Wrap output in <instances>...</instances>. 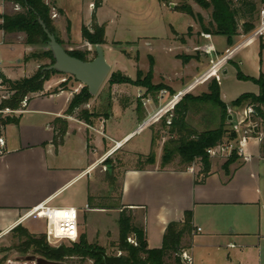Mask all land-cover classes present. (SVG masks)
Returning <instances> with one entry per match:
<instances>
[{
  "label": "crops",
  "instance_id": "1",
  "mask_svg": "<svg viewBox=\"0 0 264 264\" xmlns=\"http://www.w3.org/2000/svg\"><path fill=\"white\" fill-rule=\"evenodd\" d=\"M48 2L57 14L54 19L57 29L62 33L60 41L66 43H62V47L70 43V48L64 49L78 51L80 47L73 46L83 41L82 26L90 27L94 2L87 4L91 13L85 20H80L77 27L79 34L77 39L73 35L69 18L70 10L66 1L48 0ZM78 2L80 0H77ZM7 3L12 4L10 0H0V16L4 14ZM103 7V0H101V6L95 11V16L98 25L105 26L106 21L100 16ZM209 36V39H199L196 43L193 40L187 41V39L181 42L184 46L192 45L200 48L197 51L193 50V52L201 51L199 53L201 60L196 61V65L206 63L209 55L205 47L212 46L211 41L219 37ZM254 38H248L240 45L233 39V46L228 47L227 53L219 54L217 51L213 53L214 63L226 57L223 62L232 63V58L237 51ZM83 44L81 47L86 48L87 51L93 47L84 41ZM186 56H191L193 59L187 64H183L180 60L183 66L195 62L194 54ZM209 65L206 70L214 67L215 64ZM221 66L222 63L217 66L216 75ZM223 73L226 74L227 70ZM261 73H263L262 70ZM221 80L220 76L219 82ZM181 82L184 84L185 80ZM164 86L168 91L175 92L167 85ZM71 99V92L66 90H58L48 96L31 98L28 100L25 112L16 117L18 123L4 127L3 136L6 147L5 153L0 157L1 235L9 234L8 231L14 226H21L32 235L45 234L47 224L44 219L35 217L23 219L27 212L41 205L54 209H75L79 237L83 236L87 243H90L84 230V220L80 221L78 214L82 215L86 209L90 210L92 202L97 201L91 192V187L94 185L91 183L93 181L91 170L100 156L109 157L114 154L126 140L139 131V126L136 132L120 138L114 131H110L107 136V117H100L99 123L88 125L78 121L74 116L65 115ZM154 107L151 104L143 109L141 107L132 112L127 120L143 123L146 113L153 111ZM91 113L103 115L96 110ZM239 115H231V122L239 121ZM58 120L66 122V132L62 142L54 141L56 129L59 127L55 122ZM7 128H12L10 137L6 136ZM230 128L234 127L230 126ZM92 132L101 136L103 141L94 142ZM107 142L114 144V147L110 149ZM118 143L121 146L117 148L115 144ZM101 150H103L102 153H100ZM250 153L252 156L249 160L237 159L227 168L223 167L224 163H216L210 158V172L202 181L199 179L198 163L191 166L193 172L189 171L190 167L180 170L162 168L161 154L157 163L154 161L149 168L124 171L119 192L118 211L121 207L130 211L133 224L144 230L149 249H159L166 227L170 223H182L185 214L190 213L192 234L182 241L183 249L190 255L193 249L215 250L223 252V264H264V152L261 148L257 149L252 145ZM96 154L98 156L95 158ZM82 181L85 185L80 187L78 192L61 200L62 192L70 190ZM96 207L95 209L106 212V208ZM40 213L42 217L49 216L50 229L57 236L67 235L74 238L73 225L72 227L66 226L68 224L67 213L57 211L54 215L44 209L40 210ZM195 238L197 240L194 244ZM191 257L192 264H194L193 256Z\"/></svg>",
  "mask_w": 264,
  "mask_h": 264
},
{
  "label": "rangeland",
  "instance_id": "2",
  "mask_svg": "<svg viewBox=\"0 0 264 264\" xmlns=\"http://www.w3.org/2000/svg\"><path fill=\"white\" fill-rule=\"evenodd\" d=\"M43 1L45 4H49L48 6L52 7L48 0ZM65 1L70 10L69 18L73 35L74 38L77 39L79 38L77 27L80 20H85L91 13L88 10L87 4L95 0H80L78 3L77 0ZM231 1L234 5L238 2V0ZM254 1L256 3L254 30L247 35L239 31L240 35L234 38V41L239 45L244 43L248 38H254L258 29L260 23V10L264 7V0ZM182 3L189 4L194 14L202 19L203 24L207 27L209 26L212 20L211 10H203L190 0H103L104 7L100 16L106 21V25L104 26V30L106 31V43L101 48L105 60L110 67V72L99 92L87 105L82 106L80 109H86L89 112L96 110L99 113H103V115H98V117L93 119L92 124L99 123L100 117H107V136H109L110 131H114V133L118 135V138L131 132H136V128L140 126L142 122H131L127 120L128 116L135 110H139L141 107L143 109L150 104L151 106H155L154 110L158 108L163 104V102H159L158 99L161 90L166 89L169 93L166 99L176 95L178 93L176 91L182 88H184L181 90L182 92L186 91L183 97L187 94L193 97H199L207 93L208 86L212 80L218 83L219 98L227 107V115L237 116V114H240L239 118L243 119V114L248 102H244L243 105L238 108L232 107V103L243 94L258 92V87L251 81L239 80L237 78V69L235 66L239 68V71L244 76L254 79L259 76L261 70L264 73V53L260 55L258 49L259 41H264V31L256 35L253 41L243 45L232 58V63L222 62V66L219 72L217 71V75L200 80L198 84L189 90L188 88L193 85L195 80L205 73L204 70L210 66L209 64H212V66L215 64V56L213 53L217 51L219 54H225L229 51V46L226 37H215V39L211 41L212 46L205 47L209 55L205 61L206 63L204 65H196V61L198 62L201 60L199 54L201 51L193 52V50L197 51L200 50V48H195V46L192 45L184 46L181 42L187 39V41L193 40L194 43H196L197 40L204 39L203 35L207 34H201L202 32L198 19H192L187 15L174 11V8ZM171 5H173V7H171ZM18 11H20L18 6L15 7L13 3H7L3 15H13ZM52 14L53 10H50V26L53 29L55 37L60 40L62 38V33L57 29ZM239 26H241V23H239ZM67 29L68 28H66V30ZM1 36L2 33L0 31L1 69L3 70L2 75L7 79L14 81L30 77L38 70L41 69L40 71L43 72L44 68L51 65L49 59L43 56V53L49 51L47 44L45 41H42V38L38 34L34 35L33 44L31 46H26L24 44L25 36L22 33L4 34V36ZM61 43L66 44L63 41H61ZM67 44L68 45H65L63 48H70V43ZM83 45L82 41V43H78L73 47H80L77 50L85 52L87 51L86 48L81 47ZM90 49L89 60L94 58V47ZM73 50L76 49L73 48ZM184 54H194L196 56L195 62L190 63L191 65L183 66L181 61L177 60L176 57L178 55L186 56ZM151 60L153 62L151 84L167 85L175 91L174 93L168 91L166 86L158 91H146V89L132 84H109V80L113 74H120V76L135 81L138 71H141L143 78L150 69ZM226 70L227 73L224 74L223 71ZM220 76L222 80L219 82ZM181 80H185V83L183 84ZM83 88L84 87L68 76L50 74L48 81L44 84L42 93L30 94L25 98L29 100L34 97L48 96L61 89L71 92L73 98V96L79 94ZM139 92L143 94L140 100L137 99V94ZM7 97V92L3 87L0 88V101L2 98ZM146 99L151 102L143 106V102H145ZM179 101L175 103H179ZM185 102L189 108L185 120L186 129L196 133H202L215 130L219 127L221 123L220 109L215 104L212 102ZM88 105H90L89 108ZM21 109L22 106H20L19 110ZM153 111L146 113L143 122L147 120L148 116ZM18 115V113L9 114L7 116H2L4 117L2 119H6V117H17ZM239 121L233 123L228 122L227 119L224 120L225 129L228 131L226 137L232 132H236L237 135L239 134ZM228 124L231 125L228 126ZM230 126H233L234 130L231 129ZM11 129L12 128H7V137L12 135ZM101 131L103 132V127ZM91 136L94 142L103 141L101 136L93 132ZM151 136L153 139L152 147ZM170 137H172L174 141H177L175 134L169 136L167 128L163 127L161 121L158 123L152 122L126 140L124 145L111 156L107 157L103 155L99 157L95 167L91 170V176L93 177L91 183L94 184L93 187H91V192L93 196H95L94 199L97 201L92 202L90 210L86 209L84 214H78L80 221L84 220V230L87 240L90 242L88 243L89 245L94 246L108 256H121V253L117 251L119 237L118 200L122 174L125 170L149 168L150 165L144 163L146 156L152 153L154 161L157 163L159 156L163 154L165 149L171 152L172 159L169 165L162 166V168L174 170L191 168L194 163L188 166L182 164L179 154L175 151L178 147V143L169 142ZM107 144L110 149L114 147V144L112 145L108 142ZM102 152L103 150H101L100 153ZM97 156L98 154L95 155V158ZM211 159L216 161V163H225L224 161H226L224 159ZM84 185L85 182L82 181L77 183L70 190L62 192L61 200L68 198L74 192H78L80 187ZM96 206H98V208H106V212L95 209L97 208ZM35 218L38 219L37 217ZM45 223L47 224L46 221ZM18 234L19 233L11 231L6 236L0 238V264H31L13 261V257L23 255L14 249V247L19 246L23 241ZM40 235H45V242L48 244L46 234H35L33 236L39 238ZM129 238L133 239V237ZM196 240L195 238L194 244ZM74 243L65 241L63 244L66 248H70ZM3 249L9 250L7 252H2L1 250ZM25 255H31V251H28ZM191 255L193 256L194 264L224 263L223 252L220 251L193 249ZM62 262L63 264H95V261L89 257L66 258L62 260ZM164 262L165 264H174V256L170 255Z\"/></svg>",
  "mask_w": 264,
  "mask_h": 264
},
{
  "label": "trees",
  "instance_id": "3",
  "mask_svg": "<svg viewBox=\"0 0 264 264\" xmlns=\"http://www.w3.org/2000/svg\"><path fill=\"white\" fill-rule=\"evenodd\" d=\"M190 1L203 10H211L212 20L208 27L203 24L202 19L198 15L194 14L191 6L187 3H182L176 6L174 11L187 15L192 19H198L201 32L203 34L226 37L229 47L233 46V39L240 35L239 31L247 35L254 30V16L256 14V3L254 0H238L236 5H234L231 0ZM10 2H12L15 6H18L20 11L13 15H1L0 19L2 20V24L0 25V30H2L5 35L18 33L24 34V44L26 46H31L33 44V37L35 34H38L42 38V41H45L47 44V37L43 33L37 21L38 19L42 20L47 30L54 35L49 22L51 7L46 5L43 0H10ZM100 6L101 0H95L93 3L90 27L87 28L82 26L81 28L82 40L93 47L105 45L104 26L98 25L95 16V11L100 8ZM239 23H241V26H239ZM56 41L62 46L60 40L56 38ZM66 52L70 56L79 60L89 61V51ZM259 53L260 55L264 53V41L262 40L259 41ZM43 56L49 59L50 63L53 64V58L50 51L43 53ZM176 58L181 60L183 64H187L191 59H193L191 56L183 55H178ZM152 66L153 62L151 60L150 69L147 74L142 78L141 71H138L135 81H131L126 77L120 76V74H113L109 80V84H132L137 87L144 88L146 91H158L161 88L163 89V85L151 84ZM235 67L237 69V78L242 81H251L254 83L258 87V93H246L239 96L233 101L232 107L238 108L241 107L244 102H248L247 106L252 107L254 115L264 122V73L260 72L259 76L254 79L244 76L239 71V68L237 66ZM40 70L30 77L14 81L1 75V86L7 92L8 97L1 99L0 109L7 108L15 111L19 110L22 100L27 95L42 93L44 90V84L49 79V75L58 74L54 71L41 72ZM92 98L93 97L88 94L87 89L83 88L79 94L73 96L65 115L74 116L78 121L85 124H92V120L98 117V115L91 113L86 109H80L82 106L87 105ZM185 101L199 103L212 102L215 104L220 109L221 123L219 127L215 130L202 133H196L186 129L185 120L188 115L189 108ZM227 117V107L219 98L218 83L217 81L212 80L208 86L207 93L202 94L199 97H193L190 94H187L179 101V103L175 105L169 125L166 124V119L163 118L161 120L163 127L167 128L169 136L175 134L177 137V141H174L172 137H170L169 142L178 143V147L175 151L179 154L182 164L188 166L191 163H198L200 168V181H202L210 172L211 160L206 154L207 149L216 146L226 137L228 131L225 129L224 120H226ZM17 123L18 118L16 117H6V119H0V126L2 127L11 124L16 125ZM55 123L58 124L59 127L56 129L54 141L58 140L59 142H62L66 132V122L58 120ZM229 125L231 124H228V126ZM230 136L233 137L234 134L230 133ZM261 150L264 152V145ZM171 157V152L168 149H165L162 154V166L169 165L171 163ZM236 160V156L230 157L225 161L223 167L227 168ZM144 163L147 165L154 163L152 153L146 156ZM132 221L130 211L121 207L119 210V237L117 243V251L121 253L120 264H165L164 260L170 257V255L174 256V264H182L179 257L181 251L184 250L182 247V241L184 238L189 237L193 230L191 226L190 213L185 214L182 223H170L166 227L162 237V244L159 249L148 248L144 230L135 226ZM12 231L19 233L18 236L23 239L19 246L14 247V249L19 253L25 255L28 251H31L33 254H48L50 247L45 242V235H40L39 238H36L25 228H21L20 226H17ZM129 237H133L136 244L135 246L127 242ZM8 250L9 249H3L1 251L7 252ZM97 250L99 249L89 245L85 238L81 236L79 241L74 243L72 247L65 248V255L70 258L89 257L95 261V264H104L102 257L94 253Z\"/></svg>",
  "mask_w": 264,
  "mask_h": 264
},
{
  "label": "built area",
  "instance_id": "4",
  "mask_svg": "<svg viewBox=\"0 0 264 264\" xmlns=\"http://www.w3.org/2000/svg\"><path fill=\"white\" fill-rule=\"evenodd\" d=\"M46 5H48L46 3ZM53 10V9H51ZM57 14L53 10L52 18H56ZM2 24V20L0 19V25ZM3 36V31L0 30ZM262 31H264V8L260 10V23L258 25V29L255 34H259ZM1 36V37H2ZM204 38H210L209 35H203ZM3 42V39H2ZM2 69H1V62H0V88L1 86V75H2ZM208 76V75H207ZM207 76L202 77V79L206 78ZM200 79V80H202ZM199 80V81H200ZM186 93V91H179L176 95H173L170 98H167L169 93L166 90H161L158 95L159 102H163L158 108H156L147 118L145 122H143L139 126V130L142 128L146 127L148 124L151 122L153 123H158L161 121L163 118L166 120V124L169 125L171 118H172V113L174 111V107L177 103V101L181 100L183 95ZM143 94L140 92L137 94V99H142ZM151 101L146 99L145 102H143V106H146V104L150 103ZM27 99L24 98L21 102L22 109L21 110H10V109H0V119L4 118L2 116H7L9 114H22L25 112V109L27 107ZM239 126V134L237 135L236 132H232L234 134L233 137L230 135L225 137L221 142H219L216 146L207 149L206 154L208 155L209 158H215V159H224L227 160L232 156H236L237 159L247 161L251 158L252 154L250 153V148L252 145H254L257 149L262 148L264 144V122L261 119H258L254 113L253 109L250 106H247L244 114H243V119H240L238 122ZM3 130L4 127L0 126V157L5 153V147H6V142L3 136ZM234 130V129H233ZM189 171L193 172V168L191 167ZM45 210V211H50L51 214H56L57 211H63L67 213V221L68 224L66 226H71L73 225V228L75 229L74 231V238H71L69 236H61V235H56L55 232L53 233L52 230L50 229V218L49 216L42 217L40 210ZM37 217L39 219H44L47 222V228L45 231V234L47 236V242L49 246H58L65 241L69 242H77L79 238L78 234V218H77V211L73 208H67V209H54V208H49V207H43V206H38L33 208L31 211L27 212L23 219L27 220L29 218ZM68 226V227H69ZM17 226L12 227V229L9 232H11L14 228ZM54 230V229H53ZM199 231V229H198ZM3 234V233H2ZM3 235L0 234V238ZM128 242L132 245H136L134 242V239L128 238ZM179 257L181 259L182 264H192V257L191 255L183 250L179 254Z\"/></svg>",
  "mask_w": 264,
  "mask_h": 264
},
{
  "label": "water",
  "instance_id": "5",
  "mask_svg": "<svg viewBox=\"0 0 264 264\" xmlns=\"http://www.w3.org/2000/svg\"><path fill=\"white\" fill-rule=\"evenodd\" d=\"M171 7H173V5H171ZM37 22L47 37V47L53 58V64L44 68L43 72L54 71L60 75L71 77L82 87L86 88L90 96L94 97L99 92L110 72V67L105 60L100 46L94 47L95 56L93 59L89 61L79 60L70 56L66 52V50L56 41L55 36L47 30L42 20L38 19ZM227 121H232L230 115L227 117ZM95 253L102 257L104 264H120L121 262L120 255L108 256L102 251H97ZM13 261L17 263L31 264H61L34 255L16 256L13 257Z\"/></svg>",
  "mask_w": 264,
  "mask_h": 264
},
{
  "label": "flooded vegetation",
  "instance_id": "6",
  "mask_svg": "<svg viewBox=\"0 0 264 264\" xmlns=\"http://www.w3.org/2000/svg\"><path fill=\"white\" fill-rule=\"evenodd\" d=\"M49 247H50V249L48 250V254H45V253L33 254V253H31V255L41 257L45 260L57 262V263H61V264H63L62 260L66 259V258H70V257H66V255H65V248L66 247L63 243L58 245V246H54V247L49 246ZM59 248H62V249H59ZM97 251H100V250H97ZM97 251H95V252H97Z\"/></svg>",
  "mask_w": 264,
  "mask_h": 264
},
{
  "label": "bare ground",
  "instance_id": "7",
  "mask_svg": "<svg viewBox=\"0 0 264 264\" xmlns=\"http://www.w3.org/2000/svg\"><path fill=\"white\" fill-rule=\"evenodd\" d=\"M257 34H255V36H256ZM254 36V37H255ZM226 59V58H225ZM224 61V59H219L216 63H215V65H214V67H212V68H210L209 70H207V71H205V73L201 76V77H199V78H197L196 80H195V82L193 83V85H191V87L190 88H188L189 90L192 88V87H194L196 84H198V82H199V80L200 79H202V77H204V76H207V77H212V76H215L216 75V68H217V66H219L222 62ZM152 123V122H151ZM115 146L118 148V147H120L121 146V144L120 143H118V144H115Z\"/></svg>",
  "mask_w": 264,
  "mask_h": 264
}]
</instances>
